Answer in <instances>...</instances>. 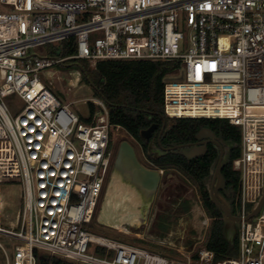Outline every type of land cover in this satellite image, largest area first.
<instances>
[{"label":"built area","instance_id":"obj_1","mask_svg":"<svg viewBox=\"0 0 264 264\" xmlns=\"http://www.w3.org/2000/svg\"><path fill=\"white\" fill-rule=\"evenodd\" d=\"M69 39L70 59L95 67L178 64L175 80L165 78L164 117L226 119L241 129L238 256L215 261L204 247L175 262L91 232L112 130L122 128L110 124L102 98L93 101L102 113L84 123L44 82L69 59L44 46ZM4 185L20 189L15 225L0 204V236L14 241L11 258L0 244L7 264H36L35 251L79 264H264V204L248 217L264 191V0H0V197Z\"/></svg>","mask_w":264,"mask_h":264},{"label":"trees","instance_id":"obj_2","mask_svg":"<svg viewBox=\"0 0 264 264\" xmlns=\"http://www.w3.org/2000/svg\"><path fill=\"white\" fill-rule=\"evenodd\" d=\"M76 52L74 39H69L63 42L59 54L52 52L48 55L69 58L64 63H71L81 70L86 83L106 102L110 124L120 126L136 140L155 168L178 172L197 186L202 204L211 219L205 247L214 252L215 261L238 254V239L231 243L226 238L222 213L209 197L211 170L217 164L218 150L210 146L204 156L193 160L187 159L179 150L162 155L152 150L193 142L203 128H209L224 141L232 142L234 147L230 153L229 163L223 169V176L233 204L240 183V172L234 169V161L242 153L241 129L226 119L164 117L165 78L178 67L176 63L144 60L103 61L92 71L89 69L88 61L70 59ZM90 110L92 114L95 113L93 103H90ZM164 123L166 127L162 132ZM154 125L159 126L156 135L162 132L161 147L158 146V141L148 142L142 135L143 131ZM233 212L236 213L235 208ZM104 251L103 248L100 249V252ZM35 257L36 264H79L38 251H35ZM194 257H197V253Z\"/></svg>","mask_w":264,"mask_h":264},{"label":"rangeland","instance_id":"obj_3","mask_svg":"<svg viewBox=\"0 0 264 264\" xmlns=\"http://www.w3.org/2000/svg\"><path fill=\"white\" fill-rule=\"evenodd\" d=\"M1 11L10 12V9L3 8ZM62 44L63 42L48 44L44 46V49L47 54L52 52L59 54ZM88 65L90 70L96 69L90 62H88ZM46 72L45 74L50 76H43L46 85L64 103L71 105V108L81 117L82 122L88 123L90 117L93 115L90 110V103H93L94 100L100 97L86 83L81 70L71 65V63H63ZM176 75L178 73L173 72L167 78L175 80L172 77ZM12 99V97H9L7 101L11 103ZM100 111L99 107H95V112L102 113ZM111 137V168L100 202V209L96 213L97 215L94 217L91 226V232L151 251L160 252L175 262L183 261L188 256H194L201 248L205 247L211 225L210 217L205 212V209H203L197 186L178 172L158 169L151 165L141 145L125 130L120 129L117 132L113 129ZM125 140L135 147L137 155L145 167L157 169L161 174L159 187L153 197L149 199L148 206L145 209V220L129 226V230L117 228L111 222L104 221L102 216L109 205L125 204L130 208L134 206L133 202L126 196H132L129 192L122 190V187L117 186L118 190H116L111 186L116 174L115 163L119 147ZM158 150L154 149L152 151L158 154ZM225 152H227V148ZM10 188L13 187L4 185L3 190L5 192ZM12 200L14 201V199ZM138 205L143 207L145 203L139 201ZM18 206L19 201L16 204L14 203L13 206H9L6 212L13 215L18 211ZM139 239L143 241H139ZM13 242L8 237L0 236V244L7 250L8 257L10 258L12 257ZM236 256L238 255L233 254L226 258ZM0 264H7L6 254L1 247Z\"/></svg>","mask_w":264,"mask_h":264},{"label":"water","instance_id":"obj_4","mask_svg":"<svg viewBox=\"0 0 264 264\" xmlns=\"http://www.w3.org/2000/svg\"><path fill=\"white\" fill-rule=\"evenodd\" d=\"M165 127L166 123L163 125L162 132L164 131ZM158 128V125H154L143 131V137L149 139ZM196 139L198 141H207L203 142L201 146L179 145L172 147L171 150H181L187 159L193 160L204 156L208 152L209 143H215L221 148V157L217 165L211 170L212 180L209 188V194L213 203L222 212L224 221V234L226 238L231 243H233L236 239L241 218L232 212L231 203L222 197V195L219 193V190H223L225 187V178L222 174V171L223 168L229 163L230 152L234 145L232 142H227L226 144L229 146V150L225 152L223 143L220 141L221 138H218V135L209 128L201 129L197 134ZM118 168H120L124 173H128L132 180L141 185V187L148 192L149 198L153 197L161 182V174L157 169L145 167L139 161L135 147L127 140L123 141L119 147L115 163V171H117ZM263 204L264 191L260 201L253 207L252 212L248 217L250 218L256 215Z\"/></svg>","mask_w":264,"mask_h":264},{"label":"bare ground","instance_id":"obj_5","mask_svg":"<svg viewBox=\"0 0 264 264\" xmlns=\"http://www.w3.org/2000/svg\"><path fill=\"white\" fill-rule=\"evenodd\" d=\"M116 190L119 186L122 190L129 192L132 196L126 195L127 198L133 202L134 206L130 208L125 204H115L113 206L109 205L104 211L103 220L111 222L116 225L117 228L129 230V226L134 225L136 222L141 223L145 220V208L139 206V201L148 204L149 195L146 190H144L141 185L137 184L128 173H124L120 168L117 169L114 180L111 184ZM110 186V187H111ZM20 189L19 187H13L3 192L0 197V204L2 209L13 206L19 201ZM125 196V197H126ZM136 197V198H135ZM14 199V201L12 200ZM148 206V205H147ZM8 220L11 224L15 225L17 222V212L13 215L6 212ZM98 240L99 238L96 237Z\"/></svg>","mask_w":264,"mask_h":264},{"label":"flooded vegetation","instance_id":"obj_6","mask_svg":"<svg viewBox=\"0 0 264 264\" xmlns=\"http://www.w3.org/2000/svg\"><path fill=\"white\" fill-rule=\"evenodd\" d=\"M162 137V133L160 132L159 134H157L156 135V131L153 133V135L149 138V139H147L148 140V142H152V143H154V141L156 140V141H158V146H162L160 143H161V138ZM220 136L218 135V138H219ZM221 138V137H220ZM205 141H207V140H203V141H198L197 139H195V141H193V142H190V143H187V144H183V145H189V146H201L202 144H203V142H205ZM221 143H223V147H224V149H226L227 148V151L229 150V146H227V141H224L222 138H221ZM179 146V145H178ZM210 146H213V147H215L217 150H218V152H219V158H218V161H219V159H220V157H221V148L220 147H218L215 143H209L208 144V148L210 147ZM173 146H170V147H161V149H159L158 150V154L159 155H162V154H168L169 152H171V151H173V150H171V148H172ZM234 147V146H233ZM233 150V149H232ZM231 150V151H232ZM180 152H181V150H179ZM137 153V152H136ZM182 153V152H181ZM231 153V152H230ZM183 154V153H182ZM184 155V154H183ZM138 156V155H137ZM138 159H139V157H138ZM139 161L141 162V160L139 159ZM218 161H217V163H218ZM151 164V163H150ZM152 165V164H151ZM217 165V164H216ZM215 165V166H216ZM224 169V168H223ZM222 174H223V171H222ZM211 180H212V174H211V179H210V184H211ZM209 188H210V186H209ZM209 190V189H208ZM219 193L222 195V197L223 198H225V200H227L228 202H230L231 203V207H232V212H233V208H234V206H233V204H232V202L230 201V193H229V191H228V189H227V183H226V180H225V187H224V189L223 190H219ZM209 197H210V194H209ZM211 199V198H210ZM148 205V204H147ZM147 205L145 204L142 208H145L146 209V207H147ZM203 209H205L204 208V206H203ZM146 211V210H145ZM221 211V210H220ZM205 212H206V210H205ZM222 213V212H221ZM234 213V212H233ZM234 214H236V213H234ZM211 220V219H210ZM239 228V227H238Z\"/></svg>","mask_w":264,"mask_h":264}]
</instances>
